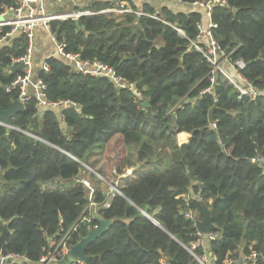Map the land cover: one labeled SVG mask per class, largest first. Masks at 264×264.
<instances>
[{"label": "trees", "instance_id": "16d2710c", "mask_svg": "<svg viewBox=\"0 0 264 264\" xmlns=\"http://www.w3.org/2000/svg\"><path fill=\"white\" fill-rule=\"evenodd\" d=\"M113 1L83 0L74 9L100 10ZM227 2L229 9H212L214 36L226 49L238 44L232 58L243 59L244 75L264 92V0ZM125 3L138 7L135 0ZM14 5L15 0H0V11ZM141 9L159 19L95 14L79 17V27L70 18L50 22L66 52L105 65L125 86L103 74L78 73L62 57L44 60L48 71L38 69L36 75L47 85L48 98L70 99L79 108H66L60 117L29 101L9 127L0 124V233L4 223L9 231L0 251L38 260L47 238L67 230L83 211L88 221L78 223L69 243L95 227L84 210L88 202L81 185L41 192L39 184L76 177L82 167L78 161L88 165L90 150L118 137L122 151L135 148L134 162L125 154L115 162L118 174L144 163L153 170L119 186L121 194L107 198L95 192L97 213L113 222L86 247L90 257L82 264H159L162 257L167 264H199L187 250L195 228L185 216L196 211L203 218L199 201L211 208L218 234L208 243L213 264L251 252L255 261L246 264H264V170L250 161L264 157V95L237 100L219 75L212 94L201 95L209 64L174 28L193 38L203 11L174 12L146 3ZM26 45L18 33L13 45L0 47L2 109L17 98V91L5 86L20 71L11 58L23 54ZM129 84L141 93L139 99ZM203 253L201 247L194 250L196 256Z\"/></svg>", "mask_w": 264, "mask_h": 264}, {"label": "built area", "instance_id": "2783aa9c", "mask_svg": "<svg viewBox=\"0 0 264 264\" xmlns=\"http://www.w3.org/2000/svg\"><path fill=\"white\" fill-rule=\"evenodd\" d=\"M53 4L61 3L63 0H50ZM126 0H114L112 5L100 10H75L71 13L70 19H75L81 16H91L95 14H134L136 16H149L151 18L159 19L155 14H148L143 12L140 7L135 9L127 6ZM138 3H142L145 0H135ZM170 1V0H169ZM182 6H187L192 11H203V15L200 21L195 22L196 34L193 38H188L182 29L175 27L174 29L182 38L186 39L190 46L209 64V70L207 72L208 85L200 91V94H212L213 85L216 82V76H220L231 90L235 92L237 100L247 99L249 101H255L258 97L264 95V92L258 90L254 84L244 75L243 71L246 67L242 58H232L235 49L238 44L232 49H226L218 42L214 36V29L217 24L212 21L211 13L214 7L229 9L227 0H205L194 1L186 4L181 0H173ZM45 0H15V5L12 7H3L0 11V47L2 45H9L18 38V33L24 35L27 42L25 51L18 57L11 58V64H17L20 67V71L16 73L9 84L5 86V91H17V98L19 102L24 104L29 101L34 102L36 109H51L59 113L60 117L62 112L66 108L76 107L77 104L70 99L50 100L47 96V85L45 82L34 75V66L32 60L33 53V36L36 28H42L45 30L53 44V52L46 56L49 57H62L71 67L78 73L97 76L103 74L108 76L114 83L124 87L121 84L122 78L115 74L113 70L105 65L92 61H81L78 54L66 52V43L56 38L55 34L51 31L50 22L53 20L61 19V11L52 12L47 9ZM45 58V59H46ZM49 66L43 62L41 70L48 71ZM129 89L132 91L134 98L139 99L141 93L132 85L129 84ZM3 125V123L0 122ZM216 121L211 123L212 127H215ZM252 163L259 165L264 170V157L262 155H255L250 159ZM132 173V169H128L124 174L118 176L123 178ZM117 182V181H115ZM115 193L120 194L117 188ZM185 195V194H184ZM187 195V194H186ZM190 198H191V194ZM94 198L88 200V203L84 210H88L91 207H97V203L94 202ZM189 197L187 196V200ZM103 207H109V202L105 201ZM185 216L193 222L195 228L193 237L194 240L190 241L187 250L196 258L199 264H210V260L204 252L200 256L194 254L196 248H203V244L209 243L211 240H215L218 234L214 231L208 233L200 232L196 226L195 221L198 219L196 211H188ZM88 221L84 211L79 218L65 231L60 232L56 237L47 238V244L42 248V252L38 260H29L25 255L17 254L13 252H1L0 251V264H82L81 261L73 259L69 254V239L73 231L81 221ZM97 226V225H96ZM93 227L92 229L96 228ZM91 230V229H89ZM211 255V262L216 260L215 256ZM256 254L251 252L250 254L241 258H229L226 259L223 264H246L247 262H254ZM159 264H167L166 260L162 257L159 260Z\"/></svg>", "mask_w": 264, "mask_h": 264}, {"label": "crops", "instance_id": "0c3cea01", "mask_svg": "<svg viewBox=\"0 0 264 264\" xmlns=\"http://www.w3.org/2000/svg\"><path fill=\"white\" fill-rule=\"evenodd\" d=\"M45 1H46V5H51V7L57 6L56 4L51 3L50 0H45ZM81 1L82 0H64L62 3H64V4L66 3V4H70V5L75 6L78 3H80ZM135 3L140 8H141V5L143 3H146V4L152 5V7H154V8H161V7L165 6L174 12L178 11V10L192 11V9H190L189 7L182 6V5L178 4L177 2H174L173 0H170V1L169 0H145L142 3H138L136 1H135ZM46 7L48 10H50L52 12H56V10H57V8L53 9V8H50V6H46ZM35 35H36V43H35V45L33 44L34 46H33V53H32L33 66H34V71H35L34 75H36V71L41 68V65L44 62L46 56L50 55L54 49L53 44H52V42H51V40H50V38H49V36L45 30H43L42 28H36L34 30V36L33 37H35ZM37 40H40L39 43H37ZM14 41L11 43L12 45H13ZM160 43H161V40H158V44H160ZM11 44L9 43V46ZM188 137H189V135L185 134L184 140L185 139L187 140ZM126 150L124 151V154L127 157H129L132 162H134V160H135L134 152L131 151V153H130L128 150L127 151ZM129 153H130V155H129ZM81 163L84 166H86L87 169H90V168H88V166L86 164H84L83 162H81ZM135 167H136L135 169H133V167H131L132 173L130 175H132L131 176L132 178H126V177L121 178V179H126V180H123V182H125V184L127 182H129L128 179H135L137 177V176L135 177L134 175H140V173H139L140 171L143 172L145 170L146 172H144V174H148L153 170V167L147 163H144L143 165H137L136 164ZM141 167H143L144 169ZM84 169L85 168L82 166L81 169H79V171H78V175L76 177L68 180V181H63L60 179H54V180L49 181L47 183H40L39 185H40L41 192H51V191L67 192L71 188L78 186V185H81L83 187V189L85 190V196H86L87 202L89 199L95 197L96 191H101L102 193H104L103 190L99 187L100 186L99 182L94 180L93 176H91V180H94L92 183H90L91 181H87L83 177L80 178L81 173H84V172H82V171H84ZM124 169H128V166L124 167ZM90 171H91V169H90ZM141 174H143V173H141ZM96 176H99V175H96ZM100 178L102 179V177H100ZM121 179L118 178V175H115V178H113L114 186L118 185L119 181H122ZM95 181H96V184H95ZM115 181H117V182H115ZM131 181H134V180H131ZM123 185L124 184H122L120 186H123ZM104 194L107 196V198H110L108 195L109 193L105 192ZM210 202H211V200L209 199L208 203H210ZM92 212L97 213L96 206L88 209V214L90 215V217H91ZM203 245L204 246H203L202 250L206 253L208 260H210V264H213V262H211V260H212L211 255H210L211 252L208 249V243H205Z\"/></svg>", "mask_w": 264, "mask_h": 264}, {"label": "rangeland", "instance_id": "374dc122", "mask_svg": "<svg viewBox=\"0 0 264 264\" xmlns=\"http://www.w3.org/2000/svg\"><path fill=\"white\" fill-rule=\"evenodd\" d=\"M63 2V1H62ZM76 2V1H75ZM87 2V1H85ZM79 5L83 4V0L81 1V3H78ZM57 6H52L51 5H47L50 6V8H57L56 12H58L59 10H61V19H67L70 18L71 13L73 11H75L76 9H74L73 5H69V4H56ZM40 40H37V43H39ZM36 43V35L35 37H33V44L35 45ZM33 45V46H34ZM179 143L181 144L182 142L179 141ZM154 146V149L156 148L157 143H153L152 144ZM130 153L131 151L134 152L135 154V148L133 146H128L125 147ZM126 149H124L123 151H125ZM126 150V151H127ZM122 151V147H121V140L118 137H114V139H112V141H110L108 144L104 145V146H96L94 149L90 150L88 152L87 155V166L88 168L91 169H87L86 166H83L85 169L84 173H81L80 178L83 177L84 179H86L87 181H91L90 183H92L94 180L98 181L100 184V188L103 190V192H107L109 193V197L112 196L116 191L114 188H118L120 185L125 184V182H123V180L126 179H120L122 181H119L118 185L114 186V180L113 178H115V175H122L124 174L128 169H132V168H128V169H124L123 173L118 174L116 172V161L120 158L121 154H124ZM118 153V154H117ZM129 153V155H130ZM143 168V167H141ZM144 169V168H143ZM98 171V172H97ZM144 172H146L145 170L143 172H139L140 175H134L136 178L135 179H128V181L130 182L131 180H136L139 177H141L142 175H144ZM143 173V174H141ZM99 175V176H96ZM91 176H93L94 180H91ZM132 175H128L126 176V178H132ZM102 177V179L100 178ZM100 178V179H99ZM95 181V184H96ZM113 186H112V185ZM66 188V187H65Z\"/></svg>", "mask_w": 264, "mask_h": 264}, {"label": "water", "instance_id": "95a60500", "mask_svg": "<svg viewBox=\"0 0 264 264\" xmlns=\"http://www.w3.org/2000/svg\"><path fill=\"white\" fill-rule=\"evenodd\" d=\"M74 23L77 27L78 18L73 19ZM143 106H147V102L143 103ZM76 108H79L77 105ZM23 111V105L18 100H14L10 102L5 109L0 108V122L3 125L9 127V120L13 117L16 113ZM81 165H83L80 161H78ZM201 206L203 218L197 219L195 221L196 228L202 233H208L216 230L215 225L212 223L211 220V208L206 206L202 201H199ZM91 218L97 223L96 228L88 230L85 236H80L77 242L69 245V254L73 259L81 261V263H85L89 259V255L85 254L86 247L98 239L101 235H103L108 227L112 224L111 219H105L100 214L96 212L91 213ZM8 223H4L2 226V230L0 233V250L5 244V239L8 234ZM246 226V223H244Z\"/></svg>", "mask_w": 264, "mask_h": 264}]
</instances>
